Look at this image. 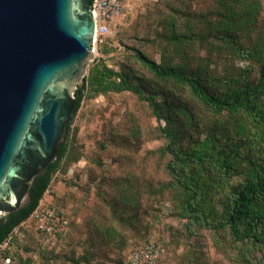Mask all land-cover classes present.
Here are the masks:
<instances>
[{
  "label": "trees",
  "instance_id": "16d2710c",
  "mask_svg": "<svg viewBox=\"0 0 264 264\" xmlns=\"http://www.w3.org/2000/svg\"><path fill=\"white\" fill-rule=\"evenodd\" d=\"M137 25L128 42L119 41V60L117 48L101 42L105 58L95 59L75 91L57 161L35 179L30 205L0 221L1 245L60 177L86 195L95 187L100 205L86 240L66 242L72 224L63 209L77 199L65 194L59 207L50 201L67 220L55 246L44 247L34 228L22 229V241L14 240L15 249L0 253V260L131 264L134 252L153 245L160 254L183 246L177 264H212L202 251L209 234L228 264H264V0H159L145 26ZM125 93L156 126L144 130L126 114L127 127L106 132L98 152L113 147L124 160L117 171L98 152L87 156L73 120L83 102ZM84 159L86 180L82 172L66 179ZM162 218L167 238L154 240Z\"/></svg>",
  "mask_w": 264,
  "mask_h": 264
},
{
  "label": "water",
  "instance_id": "95a60500",
  "mask_svg": "<svg viewBox=\"0 0 264 264\" xmlns=\"http://www.w3.org/2000/svg\"><path fill=\"white\" fill-rule=\"evenodd\" d=\"M93 0H0V221L57 161L94 57Z\"/></svg>",
  "mask_w": 264,
  "mask_h": 264
},
{
  "label": "rangeland",
  "instance_id": "374dc122",
  "mask_svg": "<svg viewBox=\"0 0 264 264\" xmlns=\"http://www.w3.org/2000/svg\"><path fill=\"white\" fill-rule=\"evenodd\" d=\"M159 0H126V9L124 16L117 20L113 25L108 29V34L105 37L99 38L96 43H94V57L87 64L85 69V75L88 71L89 66L97 58H105L99 54V45L101 42H104L108 45H112L113 48H117L116 58L119 60L123 54L124 48L120 44V40L123 42H128L127 39L131 38L132 35L138 30V25L145 26L146 16L149 12H152V7ZM140 30L142 27L140 26ZM151 54V53H150ZM153 58L156 61H159V55H153ZM113 68L114 62H108ZM126 114L138 121L145 129H150V127L156 126L154 120H152L147 110L136 100L132 95L125 93L122 95H110L108 97L99 96L96 99L90 102H83L82 107L73 120V126L79 128V137L82 142L85 144L87 156L90 157L95 155V152H98V143L104 140L105 134L108 130L119 128L120 126L125 125L126 127L129 124V118ZM132 119V120H133ZM113 147H110L105 152H98L99 156L103 159L104 163L111 165L113 169L119 170L120 165L123 164L124 160L119 153H116L112 150ZM88 167V160L84 159L80 161L76 166L72 167L69 170L68 176L66 179L70 178L73 172H82V181L84 182L87 178V172H84L85 168ZM99 173L98 168L93 167V175ZM81 190L72 188L68 189L65 184L62 182V178H55L54 183L50 189L49 193V202H53L56 207L61 206V198L65 194L76 196L77 202L68 203V205L63 209L67 215L68 221L72 224L70 228V235L66 237V242L73 243L84 242L87 238V232L90 229L89 222L94 217L93 211L98 208L100 205L99 199L94 194L95 187L92 188L89 194H83ZM52 196V200L50 198ZM162 210L166 214L170 211L169 204L162 205ZM166 219L162 218L161 225L157 226L156 234L154 240L158 236L162 239H166ZM158 230V231H157ZM207 242H204L205 247L202 251L206 255L207 259L211 261L212 264H228L221 255H219L212 246V242L209 234H206ZM65 241L61 242L58 245V251L63 249L62 246L66 243ZM184 247H179L175 253L169 252L168 250L161 251L162 253V262L159 260L157 264H177V258L184 252ZM128 260V256L125 255V262ZM161 262V263H160ZM36 264H42V262L37 259ZM54 264H59L55 262Z\"/></svg>",
  "mask_w": 264,
  "mask_h": 264
},
{
  "label": "built area",
  "instance_id": "2783aa9c",
  "mask_svg": "<svg viewBox=\"0 0 264 264\" xmlns=\"http://www.w3.org/2000/svg\"><path fill=\"white\" fill-rule=\"evenodd\" d=\"M126 0H93L92 11L95 19V40L105 37L108 29L117 20L122 18L126 9ZM49 193L47 192L40 200L37 208L30 218L21 224L7 240L0 245V253L10 252L15 249L14 240L22 241L24 230L34 228L42 236L44 247L53 248L57 241V235L61 226L67 225V220L61 217L56 208L50 205ZM160 251L156 247L147 246L134 252L130 261L131 264H156ZM0 264H11L10 259L0 260Z\"/></svg>",
  "mask_w": 264,
  "mask_h": 264
}]
</instances>
